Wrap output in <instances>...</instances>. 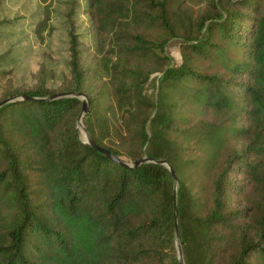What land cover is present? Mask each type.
<instances>
[{
  "label": "trees",
  "instance_id": "obj_1",
  "mask_svg": "<svg viewBox=\"0 0 264 264\" xmlns=\"http://www.w3.org/2000/svg\"><path fill=\"white\" fill-rule=\"evenodd\" d=\"M86 13L92 57L71 31L59 89L43 74L1 86L0 69V102L87 93L98 145L175 168L185 264H264V0H88ZM81 107H0V264H180L171 171L91 147Z\"/></svg>",
  "mask_w": 264,
  "mask_h": 264
},
{
  "label": "rangeland",
  "instance_id": "obj_2",
  "mask_svg": "<svg viewBox=\"0 0 264 264\" xmlns=\"http://www.w3.org/2000/svg\"><path fill=\"white\" fill-rule=\"evenodd\" d=\"M87 6L88 0H0V69L7 72L1 86L12 82L28 87L43 74L48 85L59 89L62 80L71 74L70 32L80 34L81 47L87 49L84 54L92 57L95 53V28L86 13ZM168 53L173 63L182 61L178 41L169 43ZM159 75L153 74L147 85L151 97ZM85 94L90 110L91 100ZM81 104L83 107L82 100ZM235 143L230 141L232 146Z\"/></svg>",
  "mask_w": 264,
  "mask_h": 264
},
{
  "label": "water",
  "instance_id": "obj_3",
  "mask_svg": "<svg viewBox=\"0 0 264 264\" xmlns=\"http://www.w3.org/2000/svg\"><path fill=\"white\" fill-rule=\"evenodd\" d=\"M60 97H78L79 99L82 100L83 103V107L81 110V113L78 117V121H77V126L78 129L82 130V134H83V141L86 142L87 144H89L91 147L105 153L108 157L124 164V165H128L131 167H137L139 165H141L142 163L145 162H154V163H159V164H164L165 166H167L169 168V170L171 171L173 177H174V217H175V224H176V233H177V250H178V256H179V262L180 264H185V260H184V253H183V248H182V244L180 241V235H179V215H178V177L175 173V168L173 167V165L167 160V159H156L153 157H149V156H144L143 158L133 161L131 163H125L123 161H121V159L116 156L115 154L111 153L109 150L104 149L103 147H101L100 145H98L95 140L93 139L92 135L88 132L87 128L85 127L84 123H83V116L84 114L89 110V100L87 95L84 92H78V91H67V92H60V93H56L53 94L51 96L48 97H28V96H23V97H12V98H8L5 99L3 101L0 102V107H2L4 104L15 101V100H19V99H37V100H51V99H56V98H60Z\"/></svg>",
  "mask_w": 264,
  "mask_h": 264
}]
</instances>
